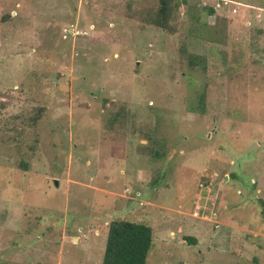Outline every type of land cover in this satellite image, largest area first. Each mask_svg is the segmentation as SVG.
Returning a JSON list of instances; mask_svg holds the SVG:
<instances>
[{"label":"rangeland","instance_id":"obj_1","mask_svg":"<svg viewBox=\"0 0 264 264\" xmlns=\"http://www.w3.org/2000/svg\"><path fill=\"white\" fill-rule=\"evenodd\" d=\"M175 1L0 0V264H264V0Z\"/></svg>","mask_w":264,"mask_h":264},{"label":"trees","instance_id":"obj_2","mask_svg":"<svg viewBox=\"0 0 264 264\" xmlns=\"http://www.w3.org/2000/svg\"><path fill=\"white\" fill-rule=\"evenodd\" d=\"M184 3V0L182 1ZM181 2V3H182ZM180 6V1L160 0L158 7L149 9L143 17L149 24L175 32V13ZM213 14L215 10L209 9ZM191 66H200L206 69L202 55L188 54ZM203 97L200 100L202 103ZM201 109V107H200ZM203 110V109H202ZM42 113H37L33 119L37 121ZM262 214L264 215V199L260 198ZM194 242V237H188ZM154 246V230L151 225L143 222L115 219L110 222L107 245L102 264H147L149 253Z\"/></svg>","mask_w":264,"mask_h":264},{"label":"built area","instance_id":"obj_3","mask_svg":"<svg viewBox=\"0 0 264 264\" xmlns=\"http://www.w3.org/2000/svg\"><path fill=\"white\" fill-rule=\"evenodd\" d=\"M216 175H218V174H216Z\"/></svg>","mask_w":264,"mask_h":264}]
</instances>
